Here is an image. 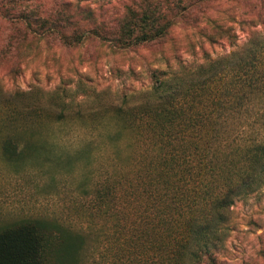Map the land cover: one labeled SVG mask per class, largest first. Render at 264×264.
Segmentation results:
<instances>
[{"label":"rangeland","instance_id":"374dc122","mask_svg":"<svg viewBox=\"0 0 264 264\" xmlns=\"http://www.w3.org/2000/svg\"><path fill=\"white\" fill-rule=\"evenodd\" d=\"M241 19L260 29L264 0H0V230L25 218L88 226L82 208L122 170L106 112L138 102L156 69L180 74L241 46ZM219 24L236 46L209 41ZM254 190L231 207L219 264H264V185ZM79 241L53 248L71 261Z\"/></svg>","mask_w":264,"mask_h":264},{"label":"trees","instance_id":"16d2710c","mask_svg":"<svg viewBox=\"0 0 264 264\" xmlns=\"http://www.w3.org/2000/svg\"><path fill=\"white\" fill-rule=\"evenodd\" d=\"M253 22L238 21L241 46L180 74L156 69L138 102L109 109L122 170L82 208L88 226L25 218L0 230V264H219L234 201L264 185V19ZM216 28L209 41L236 46L231 27ZM89 231L100 244L85 260ZM78 240L71 261L53 248Z\"/></svg>","mask_w":264,"mask_h":264}]
</instances>
